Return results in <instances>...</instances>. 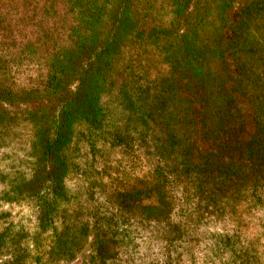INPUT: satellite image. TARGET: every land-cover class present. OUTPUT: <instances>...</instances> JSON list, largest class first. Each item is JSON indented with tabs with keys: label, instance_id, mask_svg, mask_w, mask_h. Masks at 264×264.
<instances>
[{
	"label": "trees",
	"instance_id": "16d2710c",
	"mask_svg": "<svg viewBox=\"0 0 264 264\" xmlns=\"http://www.w3.org/2000/svg\"><path fill=\"white\" fill-rule=\"evenodd\" d=\"M189 1L64 0L67 9L57 21L59 31H44L41 25L46 21H36L32 26L39 36H27L19 47L10 33L0 38V59L12 57L7 53L17 49L24 60L43 61L37 80L28 77L19 84L8 74L9 67H0V136L8 126L33 130L27 152L29 173H0V205L31 206L36 230L51 232L47 252L39 255L41 244L35 243V264L73 260L91 233L92 264H119L128 253L124 240L131 236L126 230L122 231L128 236H122L118 223L161 231V247L170 254L174 241L183 239L185 228L179 224L194 214L206 215L210 206H216L229 208L235 215L244 204L258 207L264 203V33H252L249 23L257 18L264 32V0H253L240 13L228 39L225 29L234 0H212L194 13L155 100L145 107L147 119L154 116L152 107L163 120L154 164L142 179L135 178L132 184L109 193L111 213L94 217L90 224L76 211L81 199L66 183L75 127L94 131L104 127L100 99L109 91L127 45L143 40L150 42L147 46L163 48V42L178 30ZM48 22L53 24L54 19L50 16ZM146 55L144 62L139 61V74H149L156 66L152 55ZM177 70L180 74L175 76ZM185 76L186 83H181ZM185 85L188 93L183 91ZM145 89H150L148 84ZM238 93L248 96L252 109L253 132L247 139L241 137L245 129ZM43 96L56 97L58 104L20 115L2 108ZM199 141L217 150L201 152ZM144 200L153 203L142 205ZM2 217L4 212H0ZM102 220L109 225L103 227ZM8 224L0 232V250L5 243L17 245L16 233L9 232L12 224ZM223 239L227 245L232 237ZM177 254L176 259L182 257ZM0 264L24 263L14 255Z\"/></svg>",
	"mask_w": 264,
	"mask_h": 264
},
{
	"label": "rangeland",
	"instance_id": "374dc122",
	"mask_svg": "<svg viewBox=\"0 0 264 264\" xmlns=\"http://www.w3.org/2000/svg\"><path fill=\"white\" fill-rule=\"evenodd\" d=\"M211 1L190 0L185 14L178 22V30L167 38L166 42H163V48L157 49L159 45L147 46L150 43L148 41L132 40L127 45L122 61L115 67L109 91L100 99L104 109V127L98 131L90 130L82 125L75 127V134L68 152L71 171L66 183L81 199L80 205L77 206L79 209H76L79 211L81 220L91 224L94 217L98 219L102 215L111 213L112 205L107 204L109 193L120 185L132 184L135 178L142 179L144 172L148 171L157 159L154 156L155 148L163 138V128L161 129L163 120L152 107L150 110L154 116L147 119L144 116L145 107L148 102L155 100L158 85L177 57L178 42L180 37L188 31L194 13ZM252 1L234 0L228 12L229 23L225 29L227 39L232 36L236 23L240 20V13ZM64 4V0H0V38L5 33H10L16 40V46L19 47L20 43L26 41L27 36L31 39H34L36 35L39 36V31L32 26L36 21H46L41 25L44 31L50 30L49 28L59 31L57 21L67 9ZM50 16L54 19L53 24L48 22ZM252 22H249L252 33L263 35L259 20L256 18ZM16 52L17 49L13 54L7 53L12 57L0 59V67L2 65L9 67L8 74L12 75L18 84L28 77L37 80L38 70L43 66V61L39 63L34 59L24 60L25 55L20 56ZM146 53L152 55L150 58L156 66L151 68L149 74H139L138 71L141 72L142 66L139 61L144 62ZM161 61L162 63L159 64ZM229 70L233 72L234 68L231 67ZM178 74H180L179 70L175 76ZM186 80L187 77L183 78L181 83H186ZM147 84L150 89L146 90ZM183 91L188 93L186 85ZM249 100L248 96L240 95L238 101L242 109L245 129L241 137L246 139L253 132ZM57 104L56 97L43 96L32 98L30 101H18L11 105L5 104L2 108L20 115L36 109H52ZM11 127L15 130L12 133H10ZM11 127L8 126L6 133L0 136V173L15 176L19 173L27 174L30 168L27 152L33 130L22 125ZM197 146L201 152L217 150L214 145L211 146V143L204 141H199ZM243 157L244 154H242ZM262 196L264 199V193ZM151 203L153 200L142 201V205ZM209 211L203 216L194 214L186 223L179 224L181 228L182 226L185 228L181 236L183 239L174 241L170 247L172 248L170 254H176L172 255L161 247L163 243L160 239L161 231L118 223L119 233L122 236H128L125 231H122L126 230L131 236L124 240L125 248L123 249H126L128 253L124 254L121 262L118 263L264 264V203L258 207L253 204H244L235 215L230 214L229 208L221 210L220 207L210 206ZM0 212H4V217L0 220V232L4 227L9 226L8 223H11L9 232L16 233L17 241V245L5 243L6 246L1 248L0 263L12 259L14 255H19L24 264H35L34 245L41 244L39 255L47 252L52 239L49 237L51 232L40 234L39 230H36L35 209L27 204L0 205ZM174 221L180 223V218L175 217ZM100 224L103 227L109 225L103 220ZM227 235H230L232 240L230 244L224 245L226 240L223 237ZM187 239H190L189 243L183 242ZM91 241L92 233L88 235L83 248L73 260L59 259L56 263L92 264ZM177 252L182 253V257L176 259ZM163 254H168V258H164ZM44 257L46 258V254ZM125 259L128 262H125Z\"/></svg>",
	"mask_w": 264,
	"mask_h": 264
}]
</instances>
